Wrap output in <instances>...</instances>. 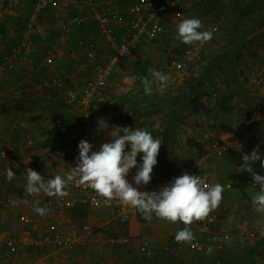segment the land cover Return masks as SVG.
Segmentation results:
<instances>
[{
    "label": "crops",
    "instance_id": "1",
    "mask_svg": "<svg viewBox=\"0 0 264 264\" xmlns=\"http://www.w3.org/2000/svg\"><path fill=\"white\" fill-rule=\"evenodd\" d=\"M38 1L0 0V58L6 52V45L20 36V25L25 21L28 24L22 31L19 48L0 64L6 67L5 71L0 73V98H23L22 92H26V88L40 89L38 92H42V89L48 90L47 93H36L31 100L34 105L29 113L28 109L13 105L5 111H0V153H10L13 149L22 147L28 131L34 135L37 145L42 149L39 162H33L26 152H22L15 165L0 161V264H257L259 260L264 259L262 217L247 227L243 225L247 231L246 237L235 238L224 250L209 253L196 251L191 246L192 242L180 243L174 240L178 227H183L179 222L171 223L155 216L153 221L149 222L137 213L128 224L131 227L130 233L139 234L141 230L152 225L151 230L156 232V239L105 241L101 234L95 232L93 225L88 223H100L96 221L95 209L85 204L59 209L47 203L50 196L44 193L38 196L24 194L27 168L42 175L45 181L55 175L66 176L72 172L76 160L60 156L57 148L75 140L71 137L72 133L79 131L81 117L91 115V111L69 104L66 91L69 88L80 91L86 79L92 75L94 66L107 63L117 42L122 37L131 36L134 30L131 21L147 20L150 11L145 8L140 13H134L132 8L137 0H54L43 9L36 7ZM194 1L177 0L176 5L164 13L162 24L166 32L151 46L149 58L143 60L136 49L130 56L121 59L113 70L108 86L92 101L90 107L93 108L95 101L108 89H113V102H116L118 107L123 105L125 112L133 109L131 99L136 98H143L151 104L166 105L169 116L165 122L140 128L150 131L162 143L157 165L153 170L160 175H169L195 165L199 169L213 170L214 183H218L221 178L218 165H226L233 156H239L246 151L231 152L224 157L209 155L204 152V147L199 142V134L204 129H211L216 135L223 137L242 135L250 125L243 122L247 114L243 117L242 111L239 113L240 108L247 106L248 110L252 111L257 107L259 97L264 100L259 87L250 81L252 74L262 66L264 59V0H228L220 20L207 27L218 25V29L213 32L210 41L199 46L201 59L190 67L186 73L187 80L183 81V73L170 66V61L177 57L168 61V54L170 48L181 44L175 38V27L183 19L191 18ZM108 5L121 15V20H111L109 23L115 41L100 32L95 19L90 18L88 23L83 25L69 23V19L76 15L90 16L93 12L103 11ZM30 22L35 24L36 30H29ZM136 64L141 66L142 71L135 70ZM79 65L85 66L84 72L65 81L62 87L44 86L46 79L63 77ZM153 69L166 73L169 80L163 88L159 82H154L152 94L147 95L140 80L133 78L143 76L151 79L150 73ZM229 89L235 90L233 101L237 104L236 109L232 111L220 109L218 101L212 96L215 92L217 97H222ZM196 96L207 106L208 111L192 110L189 104ZM121 99L131 101L123 103ZM55 116H61L63 124L54 129L55 140L51 143V140L47 139L46 127L42 122L46 117ZM123 116L118 114L113 118L121 119V123L131 127L126 123L127 112L126 116ZM114 119H110V123ZM233 119L232 124L236 120L240 121L236 122L240 124L238 132L228 127L220 131V128L216 129V125L221 127V124L229 123ZM23 124L28 125L27 131L22 129ZM199 124L202 126L200 132L197 126ZM116 125L122 124L116 121L106 127L97 124L100 145L107 142L108 133ZM259 132L264 139L263 125ZM82 138L83 131L76 139ZM8 166L16 175L11 182L5 179ZM227 183H231V186L228 187ZM224 186L233 188V183L226 181ZM66 191L68 197L75 195L70 183ZM254 193L253 189L249 192L247 188L223 191V198L214 211L220 214L222 221L226 219L225 210L229 209L231 204L241 208ZM8 197L20 201V206H6L4 201ZM37 200L41 207L48 209L44 217L33 211ZM89 211L93 214H89ZM96 211L104 214L110 211L113 215L110 209ZM24 217L30 221L25 223ZM103 221L105 218L102 223ZM229 221L230 219L225 221L221 232L232 226L233 222ZM52 222L61 224L63 228L75 234H82L83 225L88 224L92 233L71 250L58 249L53 244H29L32 236L44 235L47 225ZM189 227L193 231L194 240L199 238L212 241L220 238V235L202 234L193 225ZM251 232L258 233L259 237L249 238ZM11 242L14 243V250H11ZM145 242L152 246L151 253L142 248Z\"/></svg>",
    "mask_w": 264,
    "mask_h": 264
},
{
    "label": "built area",
    "instance_id": "2",
    "mask_svg": "<svg viewBox=\"0 0 264 264\" xmlns=\"http://www.w3.org/2000/svg\"><path fill=\"white\" fill-rule=\"evenodd\" d=\"M54 0H39L36 7L43 9ZM177 0H137L133 5V12L140 13L143 9L148 8L149 16L147 20L143 22L131 21L133 26V32L129 37H122L116 44V48L112 55L109 57L107 63H98L94 66L92 75L86 79L84 87L79 91L73 88H69L66 91L67 101L71 105H77L80 108L88 109L91 106L92 101L108 86L111 75L115 66L119 61L127 56H130L134 50H139L140 56L143 60H147L150 55L151 46L155 40L161 35L165 34L166 28L162 24L164 13L169 11L176 5ZM90 18L95 19L98 23L100 32L107 38L115 41V37L112 35L113 31L109 28L111 20H121V15L113 7L108 5L101 12H93L92 15H76L69 19V23L75 25H83L88 23ZM65 25H68L65 23ZM37 27L34 23L30 22L29 30H36ZM217 30L218 25H211L208 30ZM214 31V32H215ZM25 38V37H24ZM94 45L92 44L91 47ZM201 59L200 47L194 48L193 46L187 49L181 56L172 59L170 66L178 68L183 74L182 79L186 81V73L190 67L198 63ZM6 67L0 65V73L5 71ZM85 66L79 65L77 69L67 73L63 77H51L44 81V86L62 87L64 82L76 77L81 72H84ZM251 83L258 86L261 94L264 95V59L263 64L259 67L251 76ZM215 92L212 96H215ZM257 107L252 112L251 117L247 120L250 125L248 129L240 136L229 135L221 136L216 135L211 129H204L199 134V142L204 147L203 150L212 156L224 157L225 155L233 152L264 149V139L260 135L259 128L264 126V100L258 98ZM82 121L79 131L73 132L71 137L75 139L71 142H67L57 148L60 156L76 160L78 157V143L84 139L92 143L95 148L100 146L98 142V127L95 121L88 115H85L80 120ZM43 125L46 127L47 139L54 142V129L63 124V118L61 116L46 117L43 119ZM28 125L23 124L22 129L27 131ZM84 132V138L78 140L80 132ZM23 146L13 149L10 153H0V161H4L7 165H15V163L21 158L22 152H26L31 157L33 162H39L41 160V147L36 143V139L31 132H27L24 136ZM187 172L192 175H199L204 181V186L214 184V171L199 169L195 165H191L175 171L169 175H160L153 170L152 179L146 186H140L141 191H158L165 184L173 180V178L182 175ZM135 169L129 175L128 179L131 182V176L134 175ZM70 185L75 190V195L72 197H50L47 203L51 206L55 205L59 209H68L76 206L77 204H85L92 209H110L113 212L114 218L121 224H129L138 212L129 206L124 205L118 199L106 200L105 198L97 195V193L88 187L87 184H79L77 180L70 181ZM135 186V185H134ZM230 187L231 183H227ZM17 202L13 204L12 202ZM5 205L8 207L18 208L20 201L15 200L12 197L5 199ZM30 220L24 217V222L28 223ZM236 222V221H235ZM221 223L220 214L212 210L209 215L201 221H194L193 225L202 234L220 235L219 239L212 241H204L202 239H195L192 241L191 246L196 251H208L209 253H217V251L224 250L226 245L233 242L236 238L246 237L247 231L233 223L224 231H217V227ZM264 228V223L261 225ZM92 233L90 225L85 224L82 227V234H75L72 231H68L62 227L59 223H50L46 227V233L40 236H32L29 244L31 245H55L58 249L71 250L76 247L79 241L87 238ZM262 233V232H261ZM264 234V233H262ZM259 237L258 233L251 232L249 238ZM181 243V242H180ZM11 250L15 249L14 243L10 244ZM146 252H152V246L149 242H145L142 246ZM257 264H264V259L259 260Z\"/></svg>",
    "mask_w": 264,
    "mask_h": 264
},
{
    "label": "clouds",
    "instance_id": "3",
    "mask_svg": "<svg viewBox=\"0 0 264 264\" xmlns=\"http://www.w3.org/2000/svg\"><path fill=\"white\" fill-rule=\"evenodd\" d=\"M202 27L200 18H185L176 25L175 38L194 48L203 46L213 38L215 30H202ZM150 76L151 79L143 76L133 78L140 80L145 94H152L154 82H159L161 88L167 86L169 76L163 71L153 69ZM108 135L107 142L95 149L92 143L82 139L78 143L76 166L66 176L55 175L45 181L42 175L27 168L24 194L38 196L44 193L50 197H64L68 194V183L78 178L79 184H87L106 200L118 199L140 213L146 221L150 222L155 216L171 223L179 222L183 227H178L174 240L191 243L194 234L189 225L203 220L219 206L223 198V185L214 183L205 187L199 175L184 172L158 191H141L139 187L148 185L152 179L161 140L148 130L119 125L114 126ZM256 162L264 170V152L259 149L242 156L238 172L250 174L253 184L259 186L251 200L256 206L255 211L264 218V174L254 170ZM134 169L130 182L128 177ZM15 176L8 166L6 181L11 182ZM33 211L41 217L48 213L46 207L40 206L39 200L35 202ZM261 232L264 233V228H261ZM208 251L211 252V248Z\"/></svg>",
    "mask_w": 264,
    "mask_h": 264
},
{
    "label": "rangeland",
    "instance_id": "4",
    "mask_svg": "<svg viewBox=\"0 0 264 264\" xmlns=\"http://www.w3.org/2000/svg\"><path fill=\"white\" fill-rule=\"evenodd\" d=\"M195 2L196 0L193 2V6ZM203 29L204 27L202 28V30ZM207 29H204V30H207ZM191 47H192L191 45H186V44L181 43L180 46L176 48H170L171 51H169V54H168L169 60L168 58L166 60L170 61L172 58L181 56L182 53H184L187 49ZM134 67L136 71H142L141 66H138V64H136ZM26 90H27L26 92H22L24 96L23 98H20V97L19 98L17 97L8 98L7 97L4 99L0 98V111H5L8 109L10 105H13V106H20L25 109H28V113H29L32 111V107L34 105V101H31V100L34 99L33 97L36 95V93L43 94V93H47L46 91H48L46 89H42V92H38L40 89L36 90L34 88L30 90L26 88ZM229 90L230 92L235 91V90L233 91L232 89H229ZM112 95H113V89L112 90L108 89L106 92L103 93V95L99 99L95 101V105L93 108L91 107L88 108V111H91L92 117L91 115L89 116L92 119H94L96 124L98 125L100 124L103 127H106L108 124L112 125L113 121H116V123L122 124L121 126L123 125L125 126L124 122L121 123L122 121L121 119H114L113 117L118 114L124 117L123 114L126 116V112H127V116L125 117L126 123L130 125L132 128L135 127L137 129H140L146 126L150 127V126L158 125L159 123L165 122L168 119L169 112L166 109V105L151 104L148 101H145L143 98L131 99L132 101L131 100L124 101L123 99H121L123 103L129 102V101L132 102L131 106H133V109L131 111L125 112L124 111L125 108H122L123 105L122 107H118L116 102H113L114 99ZM232 99L227 105L228 109H230L231 111L236 109V106L234 105L235 102ZM248 109L249 108L243 107V110H244L243 115L245 112L247 114ZM110 119H114V120H112V122L110 123ZM233 121L234 119L229 123L227 122L225 124H221V127H218V125H216V129L220 128L219 129L220 131L228 127L238 132L240 130L239 129L240 124H237L236 122H240V121L236 120V122L232 124ZM197 126L199 128L198 132H200V130H202V126L200 124ZM250 152L251 151H246L245 153H241V155L239 156H236V157L233 156V158H231L229 160V163L226 165H222V164L218 165V167L220 168L219 172H220V177H221L219 178L220 181H218V183L223 185V188H224L223 191H226V192L235 191L236 188L238 189L240 188V190H244L247 188L249 192H251L252 189L255 192L259 190V186L253 184L250 174L246 172H238L239 171L238 167L242 163V156ZM261 152H264V151H261ZM254 170L258 173L264 174V170L260 168L259 162H256V164L254 165ZM226 181H232L233 188H225L224 184ZM0 193H2L1 188H0ZM230 206L231 207L229 209L225 210L224 218L226 219L222 220L220 225L217 227L218 232L224 229V225H225L224 223L226 220L230 219L229 223L232 221L233 223H236L237 225L243 228V225L244 226L246 225L247 227L248 224L254 223L257 218L261 217V214L255 211L256 206L252 203L251 198L250 200L246 201V203L241 208H239L238 205L234 206L231 204ZM96 210L97 209L94 210L95 212L94 215L97 218L96 221L97 222L99 221L100 223H95L93 221H90L88 223L93 225L94 229H96L95 232L97 234H101V236L104 238L105 241H130V238H131V241H143L145 239L151 240L152 238L156 239V235H155L156 232H152L151 230L152 225L146 227V229L144 228L143 230H141L139 234H134L133 232L131 234L130 225L128 226V224H119L115 220L114 216L111 214L110 211L109 213L104 214ZM90 213L93 214L92 212L89 211V214ZM103 218H105V221H103L102 223Z\"/></svg>",
    "mask_w": 264,
    "mask_h": 264
},
{
    "label": "trees",
    "instance_id": "5",
    "mask_svg": "<svg viewBox=\"0 0 264 264\" xmlns=\"http://www.w3.org/2000/svg\"><path fill=\"white\" fill-rule=\"evenodd\" d=\"M227 4H228V0H196L193 6L194 11L191 12V17L195 16V17L200 18L202 21V26L204 27V29H206L210 24H215L220 20L221 16L224 14ZM31 8H33V6H31ZM27 25H28L27 21L21 24L19 28V33L21 37L19 36L14 41L6 45V52L1 56L0 64L5 60L7 56L12 54L14 51H16L19 48L18 46L20 45V40L22 41V31H24L25 28L28 27ZM234 95H235V92H230V90H228V92L224 96L217 97V94H216L214 98L218 101V104H219L218 106L220 107V109L230 110L228 109L227 105L229 104L231 99L234 97ZM189 105L191 106L192 110L194 109L195 111H198L199 109L208 111L207 106L204 103L200 102V98L198 96H196V98L193 99ZM235 106H237L236 103H235ZM254 109L255 107L253 108L252 111L248 110L247 115L243 119V122L244 121L247 122V120L251 117ZM241 111H242V116L244 117L246 112L243 115V107L240 108L239 113ZM261 151H264V149Z\"/></svg>",
    "mask_w": 264,
    "mask_h": 264
}]
</instances>
